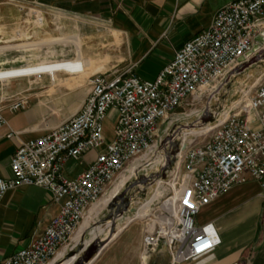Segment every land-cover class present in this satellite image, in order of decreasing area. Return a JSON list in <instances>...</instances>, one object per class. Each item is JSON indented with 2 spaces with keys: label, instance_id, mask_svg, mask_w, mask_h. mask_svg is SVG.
I'll return each mask as SVG.
<instances>
[{
  "label": "built area",
  "instance_id": "built-area-1",
  "mask_svg": "<svg viewBox=\"0 0 264 264\" xmlns=\"http://www.w3.org/2000/svg\"><path fill=\"white\" fill-rule=\"evenodd\" d=\"M8 1L19 12L27 8ZM32 9L34 23H42ZM262 58L264 0H236L217 11L212 24L175 52L153 81L131 70L92 75L80 108L45 135L21 143L10 158L11 178H0V205L9 191L37 187L60 206L40 236L1 264H51L61 252L77 249L74 238L89 211L131 169L129 182L106 208L114 209L110 223L116 225L121 213L129 215L139 205L121 211L124 190H141V176L155 185L159 199L143 222V256L164 243L168 264H183L216 249L218 233L212 223H197L200 212L235 186L264 185V72L243 79ZM26 105L0 108V130L8 127L3 111L17 113ZM110 115L115 124L106 143L103 125ZM192 120L200 125L193 130L202 132L185 143ZM182 127L188 132L178 133ZM17 135L8 129L6 138ZM89 153L94 159L69 177L67 164Z\"/></svg>",
  "mask_w": 264,
  "mask_h": 264
},
{
  "label": "crops",
  "instance_id": "crops-1",
  "mask_svg": "<svg viewBox=\"0 0 264 264\" xmlns=\"http://www.w3.org/2000/svg\"><path fill=\"white\" fill-rule=\"evenodd\" d=\"M16 1L39 3L45 9H72L106 19L111 29L112 46L101 43L100 36L93 40L96 56L105 55V60L108 59L109 62L103 74L115 71L126 73L131 70L141 79L153 81L169 64L175 52L212 24L217 11L236 0ZM15 6L2 5L0 8L2 39L11 36L16 28L13 19ZM72 41L77 47L74 60L12 70L9 71V76L36 74L40 77L50 72L85 74L84 69L88 64L78 48L77 40ZM3 74L0 73V76ZM51 79L54 83L53 77ZM88 79L85 96L88 92ZM66 86L72 87L70 84ZM44 107L42 104L31 103L17 113L3 111L8 127L0 130V178H11L10 158L21 143L43 136L53 129L49 128L47 122L49 110ZM8 129L18 135L7 139ZM94 157V153H89L80 163H68L66 174L75 177ZM75 166L80 168L79 172ZM59 208V205L50 202L47 191L37 187H20L6 193L0 205V264L40 236L57 216ZM135 223L112 235L115 231L113 229L109 242L107 235L103 237L104 240L98 239L96 245L92 240L91 248L96 246L98 251L100 245L106 244L90 264H168V252L163 245L148 256L142 255V226ZM197 223H212L218 233L220 245L210 253L183 264H264V185L248 181L233 187L205 207L197 217ZM88 246L81 251L82 254H85ZM81 260L77 264H85L82 257Z\"/></svg>",
  "mask_w": 264,
  "mask_h": 264
},
{
  "label": "rangeland",
  "instance_id": "rangeland-1",
  "mask_svg": "<svg viewBox=\"0 0 264 264\" xmlns=\"http://www.w3.org/2000/svg\"><path fill=\"white\" fill-rule=\"evenodd\" d=\"M23 3H26L27 8H25L23 12H19L17 5L15 6L14 3H10L8 0H0V8L2 5H14L16 9L15 15L13 16L16 28L13 34L3 39L0 37V73H4L0 76V108L3 109L7 105L18 101H25L28 105L31 103L42 104L45 106L44 108L46 110H49L50 117L47 120L49 128H55L62 121L72 116L75 110L78 109L80 102L85 96L88 77L106 71L105 67L109 63L108 59L105 60V55L96 56V50L93 49L96 45L93 40L96 36H100L102 40L101 43L112 46V41L110 39L111 29L106 19L100 18L94 14L79 13L72 9H45L39 3H29L27 1ZM31 4H37L42 8L32 6ZM32 8H37L40 12V16L43 19L42 23H34L30 13H28L29 9L34 11ZM73 39H76L79 43L78 48L88 64L84 69L86 72L85 74L65 75L59 72H50L40 77L36 74L26 76L16 74L9 76V71L12 70L74 60L76 58L77 47L74 41H72ZM256 49L257 47L251 51L252 55ZM109 54L110 53H107L108 56H110ZM262 72H264V58H262V61H258L256 65L252 66L246 72L243 79L245 80L246 78L250 80L252 76L261 74ZM50 75L53 77L54 83H52ZM248 83L252 85L253 81H248ZM67 84H70L72 87L68 88L66 86ZM53 85L56 86L52 87ZM114 118V115H110L103 125L106 143L111 139L112 128L115 124ZM185 127L178 130V133H184L188 132L185 130L199 128L200 125L195 124L194 120H192L188 122L189 128L185 129ZM200 133L201 132H199V134ZM170 164L171 162H168L164 167H162L163 164L159 165V167H162V169L164 168L166 173V171L169 170ZM75 168H77V172H79L80 168L76 166ZM66 169H68V167H66ZM131 177L132 174L128 175L118 187H114L113 190L108 192L101 200L100 205L94 209V212L91 214L92 216L90 215L86 219L83 228L87 226L88 221L92 220V223L88 227L89 229L98 232L102 228L107 234L104 233L102 236L94 238L91 230L86 231L83 235L82 247H77L79 252L76 254L77 260L74 264L82 261L81 257L83 258L84 254L80 251H82L85 242H89L88 249H90L92 240H94V245H96L98 244V239L106 235L109 236L108 234H111L113 229L115 230L113 227H106L112 222V217L116 219L113 212L114 209L106 207L121 189H123ZM140 180L143 181L141 190H133V188H130L128 191L124 190L123 193L126 191V194H122L123 200L120 209L123 210L121 211L133 207V204L135 205L136 203H139V206H141L153 197L155 185L148 181L147 176H141ZM154 201L155 198L146 204L144 210L136 216V218H138L135 219V224L140 227L142 226V231L144 227V221L142 220H147L152 214V210L155 208L154 205L157 203ZM149 205L150 208L147 209ZM137 207L138 206L134 207V210H136ZM132 213L134 214L135 211H132ZM132 213L130 212L129 215L127 212L121 213L117 218L127 215L130 216ZM94 215L95 218L93 220L92 217ZM79 256L80 258H78Z\"/></svg>",
  "mask_w": 264,
  "mask_h": 264
},
{
  "label": "bare ground",
  "instance_id": "bare-ground-1",
  "mask_svg": "<svg viewBox=\"0 0 264 264\" xmlns=\"http://www.w3.org/2000/svg\"><path fill=\"white\" fill-rule=\"evenodd\" d=\"M199 132H202V131H200L199 129H194V130H190L189 131V133H188V135L185 137V139H184V141H185V143H187L190 139H192L193 137H195V136H197L198 134H199ZM188 137V138H187ZM130 174H133V169H131V170H129L128 171V173H126V174H124V175H122L121 177H120V179H119V181L117 182V184L115 185V187H118L120 184H121V182L123 181V179H125V177H127L128 175H130ZM129 182V181H128ZM127 184V183H126ZM158 191H155V195L150 199V200H147L145 203H143L141 206H139L138 205V207H137V209H136V211H135V213L133 214V215H130V216H125V217H121V218H119L118 219V223L116 224V225H114V224H108L106 227H113V228H115V231L112 233V235L113 234H116V233H118L125 225H127L131 220H132V218H134V220L135 219H137L136 218V216H138L143 210H144V208H145V206H146V204H148L149 202H151L154 198H155V200H158L159 198H158ZM138 194V193H137ZM134 195V194H133ZM141 196V195H140ZM104 198V197H103ZM102 198V199H103ZM123 199V198H122ZM101 202V201H100ZM100 202H99V204L98 205H96L95 207H93L90 211H89V216L94 212V209L96 208V207H98L99 205H100ZM155 202V201H154ZM129 206V205H128ZM150 208V205L148 206V208L147 209H149ZM146 209V210H147ZM97 214V213H96ZM88 216V217H89ZM92 216V215H91ZM94 218H95V215L92 217V219L94 220ZM110 219V218H109ZM86 221V220H85ZM85 221H84V223H85ZM107 221V220H106ZM142 221H144V220H142ZM84 223L81 225V227H80V229H79V231H78V233H77V235L75 236V238H74V241L76 242V245L77 246H81L82 247V241H83V235L85 234V232L86 231H90L91 229H89L88 227L90 226V224L92 223V220L91 221H88L87 222V226L86 227H84L83 228V225H84ZM112 225V226H111ZM107 228V229H108ZM92 232H93V236H94V238H98V237H100V236H102L104 233L105 234H107V232H105V230L104 229H100L98 232H95V231H93V230H91ZM111 232V231H110ZM108 235H110V234H108ZM109 237V236H108ZM109 240H110V237H109ZM102 242V241H101ZM108 242V241H107ZM89 244V242H85V245L83 246V249L87 246ZM106 244V243H105ZM105 244H102V245H100V249H99V251H98V253H96V256H95V258L90 262V263H92L95 259H96V257L100 254V252L102 251V249H103V247H104V245ZM82 249V250H83ZM81 252V251H80ZM80 257V256H79ZM77 260V257L75 256L74 258H70V259H66V255L63 253V252H61L57 257H56V259H55V261L54 262H52L51 264H74L75 263V261ZM89 263V264H90Z\"/></svg>",
  "mask_w": 264,
  "mask_h": 264
},
{
  "label": "water",
  "instance_id": "water-1",
  "mask_svg": "<svg viewBox=\"0 0 264 264\" xmlns=\"http://www.w3.org/2000/svg\"><path fill=\"white\" fill-rule=\"evenodd\" d=\"M257 41L260 42L261 39H257ZM238 98H239V96H236L235 100H237ZM185 148H186V146L182 149V151H184ZM127 191H128V189H127ZM124 194H126V191H125V193H123V195ZM122 196H121V199H122ZM158 215H159V212H156L155 216H158ZM162 245L165 247L164 243ZM78 248H80V247H78ZM99 248H100V246H99ZM78 252H79V249H75V250L71 251L68 255H66V259L74 258ZM96 253H98V247H96V246H93L92 248L87 249L85 254H84V257L82 258L83 262L85 264H89L95 258Z\"/></svg>",
  "mask_w": 264,
  "mask_h": 264
}]
</instances>
